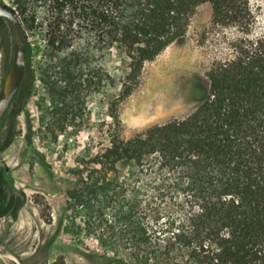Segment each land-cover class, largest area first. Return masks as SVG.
Listing matches in <instances>:
<instances>
[{
  "label": "trees",
  "instance_id": "16d2710c",
  "mask_svg": "<svg viewBox=\"0 0 264 264\" xmlns=\"http://www.w3.org/2000/svg\"><path fill=\"white\" fill-rule=\"evenodd\" d=\"M14 3L26 30L44 34L66 76L90 56L92 48L84 43L90 36L82 30L92 32L94 97L108 98L109 116L117 122V105L137 87L144 64L185 38L200 5L211 6L214 27L237 30L228 54L214 59L203 84H196L198 104L189 115L129 140L108 136V145L94 153L90 190L100 205L96 214L109 208L115 219L129 224L127 240L136 264H264V35H252L256 15L250 0ZM31 63L28 39L22 84ZM117 89L119 96L111 99ZM119 167L154 175L161 195L177 193L185 209V219H167L171 236L157 261L149 229L134 217L137 196L118 194L123 188ZM86 194L78 188L68 192L82 207L88 205Z\"/></svg>",
  "mask_w": 264,
  "mask_h": 264
},
{
  "label": "rangeland",
  "instance_id": "374dc122",
  "mask_svg": "<svg viewBox=\"0 0 264 264\" xmlns=\"http://www.w3.org/2000/svg\"><path fill=\"white\" fill-rule=\"evenodd\" d=\"M0 1L23 20L14 0ZM250 2L256 15L252 35L263 36L264 0ZM26 32L31 74L0 123V264H136L127 240L129 224L115 219L109 208L102 216L95 213L100 205L90 190L94 153L108 145L111 133L129 140L189 115L198 104L196 84H203L214 59L228 54V41L238 32L214 27L211 6L200 5L185 38L144 64L137 87L117 105L118 122L109 116L108 98L94 97L90 30H82L90 36L82 42L92 48L91 54L70 76L46 47L44 34ZM12 55V33L0 22V88ZM118 96L117 89L110 98ZM118 172L123 187L118 194L137 196L134 217L149 229L157 261L171 236L165 230L167 219L186 217L180 197L174 192L161 195L154 175L126 167ZM76 188L87 192V206L68 196Z\"/></svg>",
  "mask_w": 264,
  "mask_h": 264
},
{
  "label": "water",
  "instance_id": "95a60500",
  "mask_svg": "<svg viewBox=\"0 0 264 264\" xmlns=\"http://www.w3.org/2000/svg\"><path fill=\"white\" fill-rule=\"evenodd\" d=\"M0 18L6 20L13 35V55L0 88V123L17 97L26 72L28 35L19 16L0 1Z\"/></svg>",
  "mask_w": 264,
  "mask_h": 264
},
{
  "label": "flooded vegetation",
  "instance_id": "af4514ba",
  "mask_svg": "<svg viewBox=\"0 0 264 264\" xmlns=\"http://www.w3.org/2000/svg\"><path fill=\"white\" fill-rule=\"evenodd\" d=\"M0 22H4V23L8 26V28L10 29V31H11V28H10V26L8 25V23L6 22L5 19L0 18ZM11 33H12V31H11ZM12 36H13V35H12ZM17 258H18V260H23L20 256H17ZM22 264H23V263H22Z\"/></svg>",
  "mask_w": 264,
  "mask_h": 264
}]
</instances>
